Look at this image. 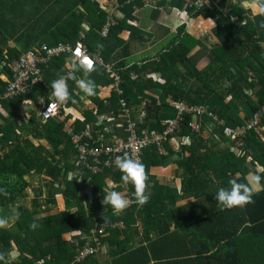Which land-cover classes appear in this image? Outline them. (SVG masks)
Segmentation results:
<instances>
[{
    "label": "crops",
    "instance_id": "crops-1",
    "mask_svg": "<svg viewBox=\"0 0 264 264\" xmlns=\"http://www.w3.org/2000/svg\"><path fill=\"white\" fill-rule=\"evenodd\" d=\"M209 3L207 8L210 12L216 11L224 17H229L230 21L231 18H238L237 22H231L239 23L241 27H247V24L252 22L257 29L258 36L264 34V19H260L261 14L245 8L243 0H209ZM74 5L77 8L74 9ZM85 5L86 2H82V0H0V48L2 47L1 44H7L15 51L24 53L30 48L25 49L22 44L29 42V40L36 41L35 44L50 42L57 34L63 32L62 28L69 26L71 22L76 26V19L71 16L70 12L73 9L76 14L79 11L84 12ZM235 6L241 9L242 20L239 16L236 17L231 14ZM133 19L130 26L135 29L134 32H137L141 38H138V40L130 39L125 49L116 51L110 59L105 61L116 71L122 72L124 68H128L137 69L141 74L147 73L145 76L146 86L155 93L160 89L152 88L151 83L156 80V77L153 74L154 72L150 70L153 65H156L159 69L166 66V62L162 60L163 55L173 53L174 50L178 52L181 49L189 48V63L185 66H189V69L194 72L192 67L198 70L206 68L212 59L211 50L223 46L226 41L224 34L216 31L210 21H200V17L196 18L185 7L181 8L177 0H146L145 3L143 2L135 8ZM89 27L90 24L87 21L84 22L82 25L83 31L79 32L77 40L81 38L84 41L88 38ZM48 29H54V32ZM130 32L132 31H125L123 37L129 39ZM31 37L34 39H24ZM240 38L245 40L246 34L240 35ZM228 41L227 36V45ZM193 44L194 46H192ZM261 46L263 48L262 55H264V43H261ZM97 50L102 54L103 49L101 47H97L96 50L91 52ZM239 57L245 58L241 54ZM62 61L56 60L50 66L45 67L43 71L42 77L47 83L46 88L50 95V103L54 102L50 85L57 77L65 74V69L72 58L63 57ZM241 64L242 70L243 63L241 62ZM235 69L238 70L239 67L236 66ZM249 71L254 74L252 69ZM132 75L135 76L134 80L137 75L134 73ZM81 76L82 73H77V79ZM149 77L154 78V80L149 81ZM90 78L97 85L96 94L92 97H86L80 91L76 82L69 80V91L72 99L61 106L60 115L53 118V123L39 117L42 121L39 125L38 120L41 135L37 138H34L30 132L33 123L28 122H30V116L33 117L30 113L35 112L38 109L37 106H40L41 109L44 108L45 101L41 100L40 103H35L27 100V98H17L18 100L12 101L5 99L12 104L8 108L4 107L3 109L0 107V115L3 118L0 119V132L13 124L15 133H22L31 146L39 149L42 153L51 152L54 158L52 159L53 162L55 164L59 162L62 167L66 168V173L55 181L54 186L59 189L63 177L69 182H75L74 188L77 193L75 199L77 200L74 201L75 206L69 208L71 212L83 208L89 214V201L93 200V204H91L92 210L95 211L93 217L104 219L113 212L109 205L101 203L106 191L111 188V190L119 191L125 197H128L133 194V186L124 184L121 181L122 174L114 165L110 168L111 170L105 172L100 178L92 179L83 175L82 170L78 169L80 167L76 166L75 157H73L70 162L75 167H73V170H68L69 166L65 162L68 159L65 158L69 152L56 157L54 155L56 150L53 148L55 145L49 141L47 132V128L52 127L59 120L65 122L66 126L69 127H72L71 125L75 123H87L85 130L77 134L81 136L83 142L86 141L91 145L99 141L104 144H113L117 139L127 137V133L122 127L124 122H121L120 118L116 116V105L113 106L112 101L115 91L111 77L109 76L106 83L98 80L97 77L90 76ZM183 81L178 79L177 85H181L183 92H186V94L196 93L195 88H202L198 80L185 79ZM242 84L252 85L249 81ZM117 108H119V105H117ZM131 109L133 108L131 107ZM11 112L15 114L9 116ZM244 114L243 111L241 116L243 117ZM158 116L157 108L151 105L146 107L145 112H133L132 110L133 120L136 117V122H140L138 125L144 123L146 126L144 130L140 129L143 132H150V127L156 122ZM54 120L56 121L54 122ZM193 121L200 126L196 133L204 131L205 137L208 135L211 139V145L214 143L213 149L218 151L227 146V150L234 154L236 158H244L238 164L235 157L230 156L227 163H217L215 165L216 168L230 169L233 167L235 171L234 173L229 171L226 175L227 181L224 180L227 184L223 187H227L228 181L231 179H236L241 183L247 182L249 174L255 173L260 175L262 179L261 186H253V191L254 194L261 192L264 188V124L260 122L259 126L254 131L252 130L254 132L252 136L242 137L240 142L242 144L227 141L226 145L219 141V138L213 132L216 121L205 116L193 117ZM120 124L122 125L120 126ZM98 127L101 129H98ZM33 129L36 130L35 127ZM184 138H188L187 143L184 142ZM190 142L191 136L181 138L177 135L171 138L166 145L167 159L164 160L159 158L157 150L150 149L144 152L142 163L149 178L147 190L151 193L148 203L142 207L136 206L135 209L128 207L124 212L117 215L122 216L123 219L119 222H126H124V227L120 228V233L112 232V230L106 229V223L102 224L101 228L103 227L106 230L102 233H105L103 243L99 246L98 254L85 264H198L196 262L197 252L201 248L204 249L206 238L214 230L212 224L206 223L207 225L201 227V223L204 222L203 218L208 213L209 208L212 205H217V202L214 196H194L193 192H190V186L187 182L189 174L185 171L184 162L182 161L188 155L185 152V147ZM212 173L202 175L200 180L209 189L213 188L214 183L217 184V180L213 178L217 174ZM25 178L30 186L26 191V197L22 198L23 202L28 200L30 188L34 189L38 184V187H36L37 192L31 200V206L27 208L33 210L34 216L38 219L37 223L40 230L35 237H32L33 231L37 228L32 230L29 227L31 222L24 223L22 236L30 237L32 249L33 247L34 249L37 248L40 244L50 247L54 245L55 240L43 237L44 234L50 233L47 228L49 226L48 222L45 223L43 220L46 221L65 209L64 197L56 195V197L51 198L52 182L42 174L27 175ZM240 178L243 181H239ZM150 200L156 205L149 204ZM158 203H161L162 206H158ZM20 212L21 210L17 212L11 209L8 210L3 218H7L9 223L6 228L2 229H10L14 226ZM116 223L112 225L113 228ZM25 227L30 229L28 230ZM164 232L167 233L162 235ZM97 233L95 230H91L90 233H65L63 239L70 244H80L84 241H92ZM18 238L13 237L14 242L9 241L12 248L7 256L9 264L18 260H14L18 257L20 251Z\"/></svg>",
    "mask_w": 264,
    "mask_h": 264
},
{
    "label": "trees",
    "instance_id": "trees-1",
    "mask_svg": "<svg viewBox=\"0 0 264 264\" xmlns=\"http://www.w3.org/2000/svg\"><path fill=\"white\" fill-rule=\"evenodd\" d=\"M83 1L86 2L84 12L79 11L76 14L74 12V9L77 8L76 5H74V9L70 12L71 16L76 19V26L71 22L69 26L62 28V33L57 34L55 38L51 39L47 44L55 46L60 42L75 43L79 37V32L83 31L82 25L86 21L90 24V27L88 29V38L84 39L83 42H85L84 44L89 51H94L98 45H102V54L105 60L110 59L112 54L116 51L125 49L130 39L138 40V38H141L137 32H134L135 29L130 26V23L134 20L135 8L143 2L145 3L146 0H140L134 4H129L130 0H82V2ZM177 1L180 3L181 8L185 7V9H187L186 4L188 0ZM117 5H119V8H116ZM82 6L84 7V5ZM188 12L196 18L200 17L205 21H210V23L214 25L216 31H220L224 34L226 38L225 44L211 50L212 59L206 68L198 70L191 66L194 72L189 69V66H185L189 63V48H184V50L181 49L178 52L174 50L173 53H166L163 55L162 60L166 62V66L163 69H159L156 65H153L150 70L154 72L153 74H155L156 77V80L151 83L152 88L160 89L156 91V93L146 86L145 76L147 73L141 74L137 69L132 70L124 68L122 72H120L124 79V99L130 104V107L133 108V112H145L146 107L149 105L157 108L159 116L156 122L150 127V132H143L142 130H144L146 126L144 123L139 124V133L141 135H146L145 133L148 135L159 133L165 128L162 122L176 115L175 110L171 107L173 101L181 100L190 105L205 106L208 111L213 112L219 120L225 121L224 126L217 125L216 123L213 132L219 138V141L227 145V141L230 142L232 140L224 134L225 128L227 126L240 127L247 125L246 123L253 118L254 114L260 111L264 106V55H262L263 48L261 46V43H264V34L258 36L257 29L252 22L248 23L247 27H241L239 23H232L229 17H224L216 11L210 12L207 7L200 13L195 14L192 11ZM241 12V9L235 6L231 14L236 17L239 16L240 20H242ZM109 17L112 18L115 27L110 30L107 37H102L101 31ZM260 19L263 20L264 16L262 17L261 15ZM80 21H82V23H80ZM48 30L54 32V29ZM125 31H132L130 32L129 39L123 37ZM242 34H246L245 40L240 38ZM227 36L229 39L228 45ZM35 42L34 40H29V42L23 43L22 46L25 49L30 48L29 50L38 48L41 43L35 44ZM1 46L0 96L3 94L5 85L11 77L10 63L18 59L23 53L15 51L7 44H1ZM192 46H194V44ZM240 54L245 56V58L239 57ZM62 59L63 56L55 58L49 66L56 62V60L62 61ZM241 62L243 63V71L241 70ZM236 66L239 67L238 70L235 69ZM250 69H252L254 74L249 71ZM66 71L67 68L65 69V73ZM133 73L137 75L134 80ZM91 77H97L98 80H102L105 83L109 78L105 70L99 67L91 73ZM152 79L154 80L152 77L148 78L149 81H152ZM178 79L182 81L185 79L190 81L198 80L202 88H195L196 93L186 94V92H183L181 85H177ZM248 81L252 83V85L242 84ZM251 88L254 89L251 91ZM49 96L46 86L40 84L33 92L19 98H27V100H31L35 103H40L41 100H44L46 103L45 105H48L50 103ZM229 97H231V99H229ZM121 99L122 98L115 93L112 102L113 106L116 105V116L120 118L121 122H124V126L122 127L126 131V118L120 105ZM10 101L0 100V107L3 109L4 107H10L12 104ZM117 105H119V108H117ZM37 108L35 112L30 113L33 117L30 116L31 119L30 122H28L33 123L30 127V132L34 138L41 135V131L38 127V120L40 125L42 121L39 117L43 119L42 112L45 107L41 109L40 106H37ZM243 111L245 114L242 117L241 113ZM13 114L15 113L11 112L9 116ZM0 119H3L1 115ZM192 119V115H185L179 130L175 134V136L179 135L181 138L191 136V142L185 147V152H187L188 155L182 160L184 162V169L189 174L187 182L190 186V192H193L194 196H215L216 191L227 184L224 180L227 181L226 175L229 171L230 173L235 172L233 167L225 169L223 167L216 168L215 165L217 163H227V161L230 160V156L235 157L238 164L244 158H236L234 154L227 150V146L218 151L213 149L214 143L211 145V139H209L208 135L205 137L206 134H204V131L196 133L189 128V123ZM55 121L56 120H54V122ZM47 122L53 123V118L47 119ZM261 122V124H264V116L261 118ZM121 125L122 124H120V126ZM71 126L72 127L66 126L65 122L58 120L52 127L47 128L49 135L48 139L55 145L53 148L56 150V154L54 155L59 157L65 152H69L65 158L68 159L65 161L67 162L66 165L69 166L68 170H73V167H75L70 160L75 157L76 152L68 130L71 129L72 132L76 134L82 133L87 123H75ZM33 127H35L36 130H34ZM98 129L101 128L98 127ZM253 131H248L244 138L246 136H252L254 133ZM248 133L249 135H247ZM83 143L88 144L86 141ZM96 144L94 145H107L100 143V141ZM167 144H165L163 153H160V151L154 147L147 148L146 150H157L159 158L164 160L167 159ZM88 146L93 145L88 144ZM143 155L144 153L142 154V158ZM52 159L54 158L51 152L47 151L42 153L39 149L31 146L28 141L25 140L22 133H15L13 124L9 128L7 127V129L1 130L0 217H4L3 215L10 210L11 205L23 203L22 198L26 197V191L30 186L25 178L27 175L42 174L48 177L49 181L52 182L51 198L56 197V195H61L65 200V209L62 212L51 216L52 218L46 221L43 220L45 223L48 222L47 224L49 226L47 228L50 232L49 234H44L43 237L55 240L54 245L50 247L40 244L37 248L34 249L33 247L32 249L30 237L22 236L24 223L27 224L31 222L32 224L35 222L38 225V219L34 216L33 210L27 207L21 209L20 215H18L14 226L10 229L0 228V253H5L6 259L8 253L12 251L9 241L11 240L14 242L13 237H19L20 251L17 257L19 261L11 262V264H70L77 249H81L87 245H94L95 242L92 240L90 242L84 241L80 244H70L63 239L65 233H90L91 230H95L97 233L104 223L107 224L106 229L120 233L119 231L121 229L113 228L112 225L123 220L122 216H117L112 212L104 219L93 217V215L95 216V211L92 210L91 205L93 204V200L89 201V214H87L88 212L83 208L71 212L69 208L74 207V201L77 200L75 199L77 196L76 189L74 188L75 182H69L63 177L61 186L57 189L56 186H54L55 181L58 180L62 174L66 173V168L62 167L59 162L55 164ZM76 166L80 167L78 169L82 170L83 175L92 179L100 178L105 172L112 168L102 167L98 173L93 174L85 165ZM212 172L217 174L213 176V178L217 180V184L214 183L213 188L209 189L200 180L202 175H209ZM238 180L243 181L242 178ZM147 184L149 186L148 180ZM153 203L154 202L150 200L149 204L156 205ZM157 205L162 206L161 203ZM129 208L135 209L137 207L133 206ZM203 220L204 222L202 221L201 227H203V225L212 224L214 230L206 238L204 249L201 248V250L197 252L198 258L196 262L198 264H264V188L261 192L254 194L253 203L246 205L244 208L237 207L230 210H221L219 206L212 205ZM25 228L28 230L30 229L29 227ZM39 230L40 228L37 227V229L33 231L32 237H35ZM165 233L167 232L162 233V235ZM104 234L97 233L101 244L104 240ZM96 255L86 258L80 264L87 263ZM0 264H4V262L0 261Z\"/></svg>",
    "mask_w": 264,
    "mask_h": 264
},
{
    "label": "built area",
    "instance_id": "built-area-1",
    "mask_svg": "<svg viewBox=\"0 0 264 264\" xmlns=\"http://www.w3.org/2000/svg\"><path fill=\"white\" fill-rule=\"evenodd\" d=\"M137 1L138 0H130L129 4H134ZM207 2H209V0H188L186 8L193 13H199L206 8ZM116 8H119V5H117ZM231 21L237 22L238 18H231ZM113 27H115V23L112 18L109 17L101 31L102 37H107ZM77 49H80L84 55L93 59L96 68L99 67L104 69L106 74L111 77L115 93L122 98L120 105L125 114L127 124L126 138L117 139L113 144L101 146H88V144L83 143L80 135L73 133L71 129L68 130L72 143H75V151L77 154L75 160L76 165H85L93 174L98 173L102 167H112L116 156H121L124 153H128L130 156L139 159L141 162H143L142 154L147 148L154 147L158 149L160 153H163L165 144L175 135L181 126V122L184 120L185 115H192L193 117L205 116L216 121L217 125H225L224 120H219V118L213 112L208 111L205 106L190 105L185 101L178 100L173 101L171 105L176 112L175 117L164 122L165 128L161 132L151 135H141L139 133V128L133 121L130 104L124 99V79L120 74V71H116L110 64H107L103 55L98 50L95 52L89 51L82 40H77L74 44L62 42L55 46L43 43L38 48L22 53L18 59H15L10 63L11 77L5 85L0 100L17 99L33 92L40 84L47 86V83L42 77L44 68L49 66L55 58L60 56L70 57L72 60L78 59L76 56ZM134 77L135 76H133V78ZM50 104L51 103H49V105ZM61 106L56 109L54 114H49L48 116H45L44 114L47 109V106H45L44 111L42 112V117L46 120L58 117L61 111ZM263 116L264 106L260 111L254 114L253 118H251L247 125L240 127L227 126L224 133L232 141L242 144L240 143L242 137H244L248 131L256 129ZM199 127L200 126L195 123L193 119L189 123V128L193 132H197ZM126 198L130 201L129 207L138 206L134 202V193ZM124 225V222H117L116 225H114V228H122ZM98 232V234H102L104 228L102 227ZM93 241L95 242L94 245H87L81 249H77L70 264H80L86 258L96 255L99 252L101 241L98 236H96Z\"/></svg>",
    "mask_w": 264,
    "mask_h": 264
},
{
    "label": "clouds",
    "instance_id": "clouds-1",
    "mask_svg": "<svg viewBox=\"0 0 264 264\" xmlns=\"http://www.w3.org/2000/svg\"><path fill=\"white\" fill-rule=\"evenodd\" d=\"M243 5L254 13L264 15V0H243ZM98 47H102V45H98ZM76 56L78 59L72 60L68 64L66 73L52 81L50 87L54 102L47 106L44 112L45 116L54 114L59 106L67 104L72 99L69 91V80L75 81L86 97H92L96 94L97 85L90 78L91 73L96 70L95 62L84 55L80 49H77ZM77 73H82L79 79H77ZM184 142L187 143L188 138H184ZM114 166L122 174L120 177L121 181L124 184L133 186L134 202L141 207L148 203L151 193L147 190L148 176L144 164L139 159L124 153L121 156H116ZM261 179L260 175L251 173L248 181L244 183L238 182L236 179L229 180L227 187H220L215 193L214 199L217 202V206L221 210H230L237 207L244 208L246 205L253 203V186L260 187ZM101 203L109 205L113 213L119 215L129 207L130 201L121 192L109 188ZM8 223L7 218L0 217V228H6ZM29 227L35 230L39 225L33 222ZM0 261L8 264L5 253H0Z\"/></svg>",
    "mask_w": 264,
    "mask_h": 264
},
{
    "label": "rangeland",
    "instance_id": "rangeland-1",
    "mask_svg": "<svg viewBox=\"0 0 264 264\" xmlns=\"http://www.w3.org/2000/svg\"><path fill=\"white\" fill-rule=\"evenodd\" d=\"M138 1H140V0H138ZM137 1V2H138ZM136 2V3H137ZM210 3L209 2H207V5H206V7L209 5ZM202 12V11H201ZM200 13V12H199ZM196 14V13H195ZM200 21H202V20H204L203 18H200L199 19ZM239 20V19H238ZM78 40H82V42H83V39H81V38H79ZM76 42V41H75ZM84 43V42H83ZM74 44V43H73ZM49 105V104H48ZM48 105H45V106H48ZM171 105H172V103H171ZM172 107V106H171ZM61 112V111H60ZM60 115V114H59ZM59 117V116H58ZM55 118H57V117H55ZM207 118V117H206ZM134 121V120H133ZM135 123H136V125H137V127L139 126L138 125V123L136 122V121H134ZM164 124V123H163ZM127 125V124H126ZM165 125V124H164ZM139 128V127H138ZM179 130V129H178ZM177 130V131H178ZM177 133V132H176ZM175 133V134H176ZM225 134V133H224ZM175 136V135H174ZM173 136V137H174ZM173 137H171V138H173ZM171 138H170V140H171ZM169 140V141H170ZM72 142V141H71ZM169 143V142H168ZM73 144V146L75 147V143H72ZM167 144V143H166ZM76 152H75V160H76ZM36 187H38V184H37V186H35V188L33 189L32 187L30 188V191L28 192V200L26 201V202H23V204H14L13 206H14V208L13 207H11L10 209L12 210V211H15V212H17V211H20L22 208H24V207H30L31 206V200L34 198V196H35V194H36V192H37V188ZM44 191H45V189H44ZM14 260H17V258H15Z\"/></svg>",
    "mask_w": 264,
    "mask_h": 264
},
{
    "label": "bare ground",
    "instance_id": "bare-ground-1",
    "mask_svg": "<svg viewBox=\"0 0 264 264\" xmlns=\"http://www.w3.org/2000/svg\"><path fill=\"white\" fill-rule=\"evenodd\" d=\"M105 227V226H104ZM124 230V229H123ZM98 231V230H97ZM104 232H105V230H104Z\"/></svg>",
    "mask_w": 264,
    "mask_h": 264
}]
</instances>
